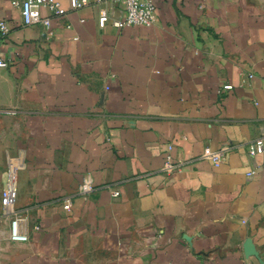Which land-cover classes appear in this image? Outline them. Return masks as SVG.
Returning <instances> with one entry per match:
<instances>
[{"label": "crops", "instance_id": "obj_1", "mask_svg": "<svg viewBox=\"0 0 264 264\" xmlns=\"http://www.w3.org/2000/svg\"><path fill=\"white\" fill-rule=\"evenodd\" d=\"M13 1L0 0V111L16 112H0V264H264V153L249 155L264 141V0H153L155 24L121 28L120 4L59 0L51 34ZM225 146L220 167L203 157ZM12 183L25 243L1 205Z\"/></svg>", "mask_w": 264, "mask_h": 264}, {"label": "built area", "instance_id": "obj_2", "mask_svg": "<svg viewBox=\"0 0 264 264\" xmlns=\"http://www.w3.org/2000/svg\"><path fill=\"white\" fill-rule=\"evenodd\" d=\"M123 6L125 17L122 20L114 21L116 28L122 26H144L151 27L155 24L157 18V7L153 0H110ZM72 10H79L91 4L90 0H70ZM12 5L19 9L21 22L24 26H43L51 34V24L53 18H59L63 15V9L59 0H14ZM46 10L48 15H44ZM109 16L106 10L101 11L99 24L104 27L108 22ZM12 29L5 20L0 21V43L8 38ZM9 62L0 56V69L8 68ZM253 78V76H250ZM233 86L224 85L220 88L219 93L231 91ZM14 115L15 111H0ZM230 151V147L225 146L221 150L213 151L206 148L203 157L212 162L215 167H220L225 161ZM264 153V141L258 139L250 144L249 155L255 157ZM177 164L171 154L165 158L163 170L167 174H172L177 170ZM253 172L249 173L252 176ZM93 190L91 182L84 183L80 192L85 195ZM114 198L118 194L113 193ZM17 202V190L12 183L2 193L1 205L6 214L11 217L10 239L16 243H25L29 241V235L26 229V219L19 215L15 210ZM69 204L65 209H69ZM38 229V227H36Z\"/></svg>", "mask_w": 264, "mask_h": 264}]
</instances>
